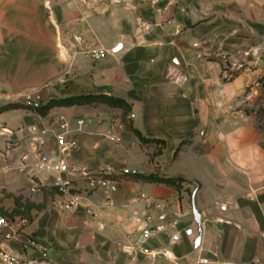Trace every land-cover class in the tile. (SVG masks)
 I'll return each instance as SVG.
<instances>
[{"label": "crops", "instance_id": "crops-1", "mask_svg": "<svg viewBox=\"0 0 264 264\" xmlns=\"http://www.w3.org/2000/svg\"><path fill=\"white\" fill-rule=\"evenodd\" d=\"M21 27L55 41L65 72L20 93L0 76V109L32 91L45 104L104 94L124 99L130 124L155 142L143 144L123 110L101 104L45 118L1 113L0 215L20 237L6 240L0 228V251L41 262L24 247L35 238L51 249L50 264H264V134L252 113L264 102V0H0V53ZM43 131L44 153L58 160L56 136L66 134L78 143L68 169L111 176L117 191L91 192L84 207L61 212V176L37 168ZM125 174L185 182L177 190L115 178Z\"/></svg>", "mask_w": 264, "mask_h": 264}, {"label": "built area", "instance_id": "built-area-1", "mask_svg": "<svg viewBox=\"0 0 264 264\" xmlns=\"http://www.w3.org/2000/svg\"><path fill=\"white\" fill-rule=\"evenodd\" d=\"M103 55L95 53L94 58L100 59ZM239 69L238 66H236ZM22 103L27 106L34 108H40L45 105L44 99L40 92L32 91L27 92L20 96ZM81 127L84 126V122H79ZM69 128L67 121L62 120L60 129L66 131ZM49 131H43L37 136L36 144L38 149V164L37 168L42 172L55 173L61 177L58 179L55 188L57 189V194L61 198L56 206L63 213H71L85 206V200L87 196L94 191L103 190L105 192L114 193L117 191L116 183L109 179L105 175H94L87 171H81L79 173L69 170L65 162V157L68 153L78 149V143L73 140H67L66 134H59L56 136L57 146L60 152V158L55 160L49 155L44 153L42 150L47 143V135ZM8 149H11L9 146ZM65 176V177H64ZM84 181L86 187L81 189L78 186L80 181ZM36 188L33 192H36ZM89 214H93L91 210H88ZM27 220H22V224H26ZM0 228L8 229V233L5 235L6 240H19L20 234L17 230V225L10 222L0 215ZM145 238L148 239L149 235L146 234ZM25 250L34 251L38 253L42 261L37 260H23L21 257L9 253L7 251H0V263L1 264H50L51 249L46 243H43L35 238H29L24 245ZM208 264L207 261H202ZM226 264V263H224Z\"/></svg>", "mask_w": 264, "mask_h": 264}, {"label": "water", "instance_id": "water-1", "mask_svg": "<svg viewBox=\"0 0 264 264\" xmlns=\"http://www.w3.org/2000/svg\"><path fill=\"white\" fill-rule=\"evenodd\" d=\"M3 69L0 76L14 92L41 89L64 72L57 45L53 39H41L25 27L19 28L11 36L7 54L0 53ZM20 83V86L17 84ZM23 84V85H22ZM258 95V91H255ZM193 212L197 224L195 245L201 243L203 234L202 215L193 198Z\"/></svg>", "mask_w": 264, "mask_h": 264}, {"label": "trees", "instance_id": "trees-1", "mask_svg": "<svg viewBox=\"0 0 264 264\" xmlns=\"http://www.w3.org/2000/svg\"><path fill=\"white\" fill-rule=\"evenodd\" d=\"M261 103L262 102H259V107L257 109L252 110V113H254L256 116L259 131L264 134V105ZM99 104L106 105L113 109L123 110L124 112L123 120L125 125L128 127V129L131 130L133 133H135L143 144H149L155 142L153 140H148L144 138L142 134L130 124V120L128 118L132 113V108L124 99L113 96L110 97L104 94L94 93V94L72 96V97L60 98V99H52L47 104L43 105L40 108H34L23 104H9L0 109V114L6 111L24 109V110L32 111L35 114L39 115L40 117L45 118L50 114L51 111L57 108H74V107L93 106ZM156 143L163 144V142H157V141ZM107 177L109 179L112 178L111 176H107ZM115 178L137 180L145 183L164 184L169 187L175 188L177 190H180L182 183L185 182L183 178L167 179L160 177L158 175L125 174L123 176L121 175ZM55 190L57 192L56 188ZM30 207H32V205L27 204V209H29ZM23 219L29 220L30 218L27 215L23 214Z\"/></svg>", "mask_w": 264, "mask_h": 264}, {"label": "rangeland", "instance_id": "rangeland-1", "mask_svg": "<svg viewBox=\"0 0 264 264\" xmlns=\"http://www.w3.org/2000/svg\"><path fill=\"white\" fill-rule=\"evenodd\" d=\"M55 85L57 84V81L54 83ZM68 84V83H67ZM54 85V86H55ZM258 90L264 91V83H260V85L257 87ZM251 93V92H250ZM264 100V97H263ZM261 104L264 105V102H262Z\"/></svg>", "mask_w": 264, "mask_h": 264}]
</instances>
